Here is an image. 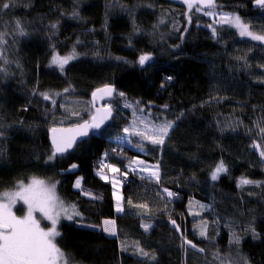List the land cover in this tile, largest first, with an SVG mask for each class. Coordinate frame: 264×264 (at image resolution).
<instances>
[{
	"label": "trees",
	"instance_id": "trees-1",
	"mask_svg": "<svg viewBox=\"0 0 264 264\" xmlns=\"http://www.w3.org/2000/svg\"><path fill=\"white\" fill-rule=\"evenodd\" d=\"M195 7L189 12L182 0H14L0 12V34L7 33L0 43V193L33 177L57 183L58 197L80 213L59 223L56 243L70 264H239L241 257L264 264V183L237 187L242 177L264 182V160L252 146L264 148V46L218 23L213 37L214 18ZM213 11L239 15L264 34V9L254 0H216ZM142 54L152 57L143 67ZM53 55L74 58L61 71ZM106 84L125 94H113L110 123L46 163L49 131L64 127L83 104L78 119L86 121L92 93ZM124 100L155 120L175 121L164 145L146 144L140 152L115 140L129 124ZM132 159L158 165L160 179L121 176L124 211L117 213L100 162L123 172ZM221 161L227 171L213 181ZM78 177L82 188L75 190ZM104 220L115 221L116 237L85 227ZM203 222L211 229L201 236ZM233 233L239 244L230 243ZM137 243L155 260L137 254Z\"/></svg>",
	"mask_w": 264,
	"mask_h": 264
},
{
	"label": "snow or ice",
	"instance_id": "snow-or-ice-1",
	"mask_svg": "<svg viewBox=\"0 0 264 264\" xmlns=\"http://www.w3.org/2000/svg\"><path fill=\"white\" fill-rule=\"evenodd\" d=\"M183 3L187 5L188 11L191 12L195 7L196 12H201L202 9H207L203 14L205 16L214 17L213 23L209 24L208 27L212 30V36H217V29L215 27L216 23L227 24L230 27L235 28L241 37H248L253 41H259L264 44V34H257L250 29L247 23L242 22L239 15L234 14H222L213 11L215 8L216 0H183ZM254 5L259 9H264V0H254ZM14 6V0H0V12L9 9ZM76 15V13H73ZM185 17L188 22L191 23V16L188 12L185 13ZM163 22V21H162ZM51 28L55 29L56 25L52 24ZM15 30L19 35H25L23 26L20 21L15 22ZM184 31H187L185 29ZM7 33L0 34V43H3V36ZM183 38V33H182ZM74 56L59 57L53 55L51 63L56 65L61 71L64 70V66L73 59ZM152 59L149 54H142L138 57V64L143 67L145 64ZM4 63H10L6 58ZM4 69L0 68V72ZM167 79H171L168 77ZM264 83V79L260 81ZM65 91H68L65 89ZM120 97H124L123 92H117L112 86L104 85L102 88L96 89L92 93L93 100L98 96L103 99L104 97H112L113 94ZM43 100L48 101L50 99L49 95L46 93L40 94ZM55 103V101H53ZM125 107H131L129 104H125ZM167 107V106H165ZM115 108L111 103H105L101 108L96 109V113L92 115L91 122L84 121L83 123H78L73 129L67 130V133L61 132L57 134L58 130L51 129L52 135V145L53 151L49 156V160L46 163L52 161L57 155H63L72 148L73 144L76 143L77 136L86 137L89 135V129L99 130L102 125L105 124L107 120L112 118ZM140 113L144 112L143 108H139ZM135 115V113H134ZM140 127L137 125L136 121H133L131 127H126L123 129L125 137L130 135H136L141 138V140H147L152 145H164L165 138L169 136L170 130L173 129L175 121L164 120L159 123H151L145 120L142 116H138ZM261 134H264V126L259 129ZM2 135V133H0ZM119 139V137H117ZM131 143V141H129ZM260 155V159L264 160V148L260 144L253 142L252 145ZM140 151H144L143 144L137 145ZM3 149L0 148V156H3ZM101 163V179H107L103 175V169L107 168L112 173H120L123 176H127V172H122L121 168L117 167L114 163H105L103 160ZM143 161L133 160L126 167L130 168L132 171L139 169L140 171H148V169L142 167ZM77 167L76 164H72L71 169L73 170ZM155 170L150 172V178H155L157 182L160 179L159 166H152ZM227 171L223 161L215 165L214 170L211 172V180L216 181L221 173ZM116 181H113V188H116ZM264 182L252 181L247 178H241L237 183V187L241 188L244 185L256 184L261 186ZM80 185V181H76V186ZM168 197H173L176 194L167 189ZM158 195L160 193H157ZM115 197V210L117 213L124 211L122 207L123 197L118 196L116 192H113ZM22 202L26 206V212L23 216H17L13 211V207L18 203ZM128 204L136 208L146 209L147 204L139 203L133 204L132 200L127 201ZM201 207H204L203 205ZM35 213H39L44 220L50 222L51 227H42L41 221L36 218ZM80 213L75 211L74 205H65V203L56 195L55 184L48 185L45 181L32 178L30 183L25 184L24 182H18L16 185V190L10 192L0 193V264H70V258L66 257V254L55 242V238L60 236L61 233L57 230V225L61 216L72 220L74 216H78ZM196 215H199L197 212ZM174 227L179 231V227L175 225V221H172ZM103 231L109 235H116L115 222L113 220H105L103 222ZM88 227H93L92 225H87ZM145 231H147L150 225H141ZM201 236L205 235V231H201ZM253 235L256 236L255 229H253ZM230 243L239 244L240 237L236 234H232V239ZM184 244L190 245L192 248H196V245L191 241L185 239ZM137 254L142 255L145 258H149V252L145 251L137 243ZM183 247V245H182ZM126 250V249H122ZM203 251V249H198ZM218 256V254H217ZM155 260V255L152 254L150 257ZM215 258V257H214ZM232 264H237V262H232ZM239 264H250L246 257H241Z\"/></svg>",
	"mask_w": 264,
	"mask_h": 264
},
{
	"label": "rangeland",
	"instance_id": "rangeland-1",
	"mask_svg": "<svg viewBox=\"0 0 264 264\" xmlns=\"http://www.w3.org/2000/svg\"><path fill=\"white\" fill-rule=\"evenodd\" d=\"M222 14L227 15V14H230V13H223V12H222ZM234 15H236V14H234ZM211 18H214V17H211ZM241 20H242V19H241ZM242 22H243V21H242ZM218 24L223 25V26H227V27L231 28L232 30H234V31L236 32L237 36H238L240 39H245V40L253 41V40H251V39L248 38V37H241V36L239 35L238 31H237L235 28L230 27V26L227 25V24H223V23H219V22H218ZM253 42H256V43H258V44L264 46V44L260 43L259 41H253ZM56 56H57V55H56ZM52 57H53V56H52ZM55 66H56V65H55ZM109 103H110V102H109ZM111 104H112V103H111ZM125 104H129V105H131V107H125ZM68 105H69V106H72V105H73V102H68ZM76 106H77V105H76ZM113 106H114V105H113ZM122 107L126 108V109L130 112L129 124H128L126 127H131V126L133 125V121H136V123H137L138 126L143 127V125H140V124H139V121L137 120V117H138V116H142L145 120H148V121H150L151 123H159V122H162V120H155V118H153V117H150V116H148V115H146V114H144V113H140V112L138 111L139 107L135 106L133 103H131V102H129V101L124 100V101H123V106H122ZM114 108H115V107H114ZM60 110H61V107H60ZM84 110H85V106H84V104L81 105L80 107H78L76 111H74V107L64 108V111H74V112H71V113H70L71 115L68 117V120H69V121H68V122L65 121L62 125H63V126H72V125H76V124H78V123H81V121L78 119V117H83ZM134 113H135V115H134ZM92 115H93V113L90 114V115L87 117L86 121H87V120H90L91 117H92ZM163 121H164V120H163ZM62 125H61V126H62ZM126 127H125V128H126ZM170 131H171V130H170ZM118 137H119V139L116 138V139H115L116 141H120V142H122L124 145H126L127 147L133 148V149L138 150V151H140V150L138 149V147H137L138 144H143V147H144V145H146V144H151V143H149L147 140H141L140 137H138V136H136V135H134V134L125 137V134H124L123 131H122V134L119 135ZM166 138H167V137H166ZM166 138H165V139H166ZM129 141H131V143H130ZM151 145H152V144H151ZM140 152H145V149H144V151H140ZM133 160L141 161L140 159H132L131 161H133ZM131 161L128 162V163L124 166V168H123V172H124V171H126V172H130V173L136 174V175H138V176H140V177H143V178H145V179H147V180L156 181L155 178H150V172L155 170L152 166H153V165H156V164L149 165V164H147V163L144 162V164L142 165V167L148 169V171H143V172H142V171H140L139 169H137L136 171H132L130 168L126 167L127 165H129V164L131 163ZM104 176L107 178V179H105V180H107V181H109V182L111 183V185H112V192L115 191L116 194H117L118 196H121V197H122V192H121L122 184H121V181H120V180H121L120 177L123 176V175H121L120 173H112V172L109 171V173H108V174H104ZM31 180H32V179H30V180H28V181H26V182H24V183H25V184L30 183ZM77 180L80 181V185H79V186H76V181H77ZM43 181H45V180H43ZM113 181H116V182H117V183H116V188H115V189L113 188ZM45 183L48 184V185L55 184V192H56V195L58 196V194H57V183H56V182H51V181H45ZM73 188H74L75 190H80V189L82 188V179H81L80 177L76 178V180H75V182H74V185H73ZM14 190H16V187H14L13 189H11V190H9V191H5V192H10V191H14ZM2 193H4V192H2ZM113 198H114V209H115V203H116V200H115V197H114V196H113ZM121 203H122V206H123V199H122ZM19 206L22 207V211H21V212H17V211H16L17 207H19ZM12 211H13L17 216H23V215L25 214V212H26V206L23 205L22 202H18V203L13 207ZM75 211H76V210H75ZM115 211H116V210H115ZM76 212H77V211H76ZM34 215L36 216L37 219H39V220L41 221V226H42V227H51L50 222L47 221V220H44L43 217H41L39 213H35ZM191 215L194 216V217H199L198 215H196L195 211L191 212ZM78 216H79V215H78ZM78 216H74L72 220H69V219H67V218H65V217H63V216H61V218L59 219L58 225H57V230L59 231V223H60L61 220H65V221H68V222H72V221H73L75 218H77ZM104 221H105V220H104ZM104 221H103V222H104ZM113 221H114V220H113ZM103 222L101 223L100 226H93V225H92L93 227H88L87 225H85V227H86V228H89V229H94V230H101L105 235H107V236H109V237H116V235H117V229H116V235H115V236L109 235L108 233H105V232L103 231V228H104V224H103ZM114 222H115V221H114ZM203 226H205L203 230H204V231L206 232V234H207L208 231H210L211 227H209V228L206 227V223H205V222L201 223V225H200L199 227H200V228H201V227L203 228ZM115 227H116V223H115ZM202 228H201V229H202ZM206 228H207V229H206ZM206 234H205V235H206ZM57 238H58V237L55 238V242L57 241Z\"/></svg>",
	"mask_w": 264,
	"mask_h": 264
},
{
	"label": "water",
	"instance_id": "water-1",
	"mask_svg": "<svg viewBox=\"0 0 264 264\" xmlns=\"http://www.w3.org/2000/svg\"><path fill=\"white\" fill-rule=\"evenodd\" d=\"M182 1H183V0H182ZM112 87H113V86H112ZM101 88H102V87H101ZM113 88H114V87H113ZM95 91H96V90H95ZM111 98H112V97H104L103 99H101V98H99V96H98L95 100H93V96L91 95L90 100H91V104H92V108H93V115L96 113V109L101 108L105 103H109L110 100H111ZM113 115H114V112H113ZM112 117H113V116H112ZM111 119H112V118H110L109 120H107V121L105 122V124L102 125L101 129H99V130L89 129V135L92 134V133L101 132V131H102L103 129H105V127L110 123ZM87 121L91 122V119H90V120H87ZM82 123H83V122H82ZM74 127H75V125H72V126H64V127H55V129L58 130L57 134H60L61 132L67 133V130H69V129H73ZM52 135H53V133H52V131L50 130L49 133H48V142H49L51 148L53 149V145H52ZM89 135L86 136V137H79V136H77V138H76V143H74L73 146H72V148L68 149V151H67L66 153L70 152V151H71L76 145H78V144H80L81 142H83L86 138L89 137ZM66 153H64V154H66ZM64 154H63V155H64Z\"/></svg>",
	"mask_w": 264,
	"mask_h": 264
},
{
	"label": "built area",
	"instance_id": "built-area-1",
	"mask_svg": "<svg viewBox=\"0 0 264 264\" xmlns=\"http://www.w3.org/2000/svg\"><path fill=\"white\" fill-rule=\"evenodd\" d=\"M105 163H107L106 161H104ZM100 166H101V164H100ZM102 167V166H101ZM126 183H127V180L125 181Z\"/></svg>",
	"mask_w": 264,
	"mask_h": 264
}]
</instances>
